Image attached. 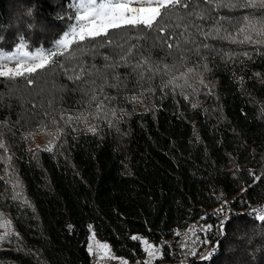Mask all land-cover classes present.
<instances>
[{
	"label": "trees",
	"instance_id": "16d2710c",
	"mask_svg": "<svg viewBox=\"0 0 264 264\" xmlns=\"http://www.w3.org/2000/svg\"><path fill=\"white\" fill-rule=\"evenodd\" d=\"M72 2L0 0V51L48 53L31 85L0 77V264H87L90 226L138 259L228 204L190 264H264V0H180L65 47Z\"/></svg>",
	"mask_w": 264,
	"mask_h": 264
},
{
	"label": "built area",
	"instance_id": "2783aa9c",
	"mask_svg": "<svg viewBox=\"0 0 264 264\" xmlns=\"http://www.w3.org/2000/svg\"><path fill=\"white\" fill-rule=\"evenodd\" d=\"M255 209H264V204L252 205ZM238 209L231 205L215 207L209 214H201L189 219L186 224L171 235L161 237L157 242L143 238L142 253L138 259H130L118 254L110 245L103 242L97 233L90 229L86 236L88 262L87 264H190L196 260L209 257L218 240L223 236L227 219ZM207 225H212L207 228ZM106 244L107 250L99 245ZM91 247L92 251H89ZM154 251L149 256L148 251ZM193 252L196 254L193 255Z\"/></svg>",
	"mask_w": 264,
	"mask_h": 264
},
{
	"label": "snow or ice",
	"instance_id": "6c2138e0",
	"mask_svg": "<svg viewBox=\"0 0 264 264\" xmlns=\"http://www.w3.org/2000/svg\"><path fill=\"white\" fill-rule=\"evenodd\" d=\"M179 2L180 0H138L139 6L133 7V0H103L99 4L96 3V0H89L83 13L76 17L79 22V30L76 35L79 40H84L86 37L104 35L109 29H121L125 26L134 28L143 25L147 29H152L153 22L161 16V10H168L169 6L174 8ZM184 6L187 7V5ZM157 30L162 31L163 29L157 25ZM67 37L68 33H65V40L60 41L65 47L73 42ZM47 63L48 60L40 54L29 57L26 53L16 62L15 67L0 68V77H7L10 80L23 77L26 83L31 85L33 83L32 74L36 73L38 69H43ZM253 212L257 213L258 221L264 222V209H253ZM206 227L211 228L212 225ZM131 239L139 240L140 237L134 235ZM144 243L146 244L147 241ZM99 247L105 250L108 248L106 244H101ZM146 250L150 257L155 254L152 250ZM89 251H92L91 247ZM195 254L193 252V255Z\"/></svg>",
	"mask_w": 264,
	"mask_h": 264
},
{
	"label": "rangeland",
	"instance_id": "374dc122",
	"mask_svg": "<svg viewBox=\"0 0 264 264\" xmlns=\"http://www.w3.org/2000/svg\"><path fill=\"white\" fill-rule=\"evenodd\" d=\"M89 2V0H73L72 5L74 7V9L76 10V17L80 14L83 13V11L85 10V6L87 5V3ZM103 2V0H96V3L99 4ZM138 4V0H133L132 6L136 7ZM75 17V18H76ZM77 20V18L75 19ZM79 28L72 32V34H70V36L67 38L68 40L70 38H72L73 36L76 35V33H78ZM65 37V36H64ZM28 54L29 57H33L36 56L37 54H40L42 56H46L48 53H30L28 50L25 49L24 45H21L20 48H18V50L16 52H6V51H0V68L2 67H15L16 62L18 60H20L21 58H23L25 56V54ZM91 223H88V225H90ZM87 225V226H88ZM4 229L3 227H0V242L2 241L3 237L2 234ZM146 241V240H143Z\"/></svg>",
	"mask_w": 264,
	"mask_h": 264
},
{
	"label": "clouds",
	"instance_id": "9594fccd",
	"mask_svg": "<svg viewBox=\"0 0 264 264\" xmlns=\"http://www.w3.org/2000/svg\"><path fill=\"white\" fill-rule=\"evenodd\" d=\"M250 230H251V229H250ZM260 250H261V251H264V246H261V247H260Z\"/></svg>",
	"mask_w": 264,
	"mask_h": 264
}]
</instances>
